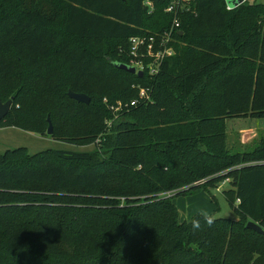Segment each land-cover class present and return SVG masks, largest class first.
Listing matches in <instances>:
<instances>
[{
  "label": "trees",
  "instance_id": "1",
  "mask_svg": "<svg viewBox=\"0 0 264 264\" xmlns=\"http://www.w3.org/2000/svg\"><path fill=\"white\" fill-rule=\"evenodd\" d=\"M145 1L0 0V126L45 136L49 120L53 140L94 146L0 154V264H264L246 228L264 231V136L232 152L226 133L264 118V4L195 0L174 54L139 77L116 66L129 39L172 22L169 0ZM225 181L235 220L179 221L176 196Z\"/></svg>",
  "mask_w": 264,
  "mask_h": 264
},
{
  "label": "rangeland",
  "instance_id": "2",
  "mask_svg": "<svg viewBox=\"0 0 264 264\" xmlns=\"http://www.w3.org/2000/svg\"><path fill=\"white\" fill-rule=\"evenodd\" d=\"M229 2V0H227ZM256 3L264 4V0H256ZM238 3L230 4L235 7ZM113 120L119 117L118 110L110 108ZM112 120V121H113ZM111 125L110 122H108ZM0 126V154L7 150L26 148L29 154H36L46 150H65L72 152H89L94 146H78L64 142H58L48 135L40 136L24 132L17 128H3ZM254 131L253 133H249ZM227 145L232 152H248L255 146V142L264 136V118H232L226 120ZM229 187L227 182L207 190L191 191L185 195L176 196L174 203L178 219L181 222H189L196 215L208 216L213 219L235 220L236 215L224 198L222 192ZM174 193L167 196H173Z\"/></svg>",
  "mask_w": 264,
  "mask_h": 264
},
{
  "label": "built area",
  "instance_id": "3",
  "mask_svg": "<svg viewBox=\"0 0 264 264\" xmlns=\"http://www.w3.org/2000/svg\"><path fill=\"white\" fill-rule=\"evenodd\" d=\"M255 0H236L238 3L235 7H231L227 2L226 10L230 11L245 3H253ZM195 0H169L165 13L171 15L172 22L167 31L162 35L157 36H135L129 39V67H134L136 71H146L148 75L154 76L158 73L159 67L164 59L171 57L174 54L172 47L173 33L179 29V17L183 14L193 13L192 5ZM144 6L148 9V13L152 12V3L145 1ZM264 29V17L261 20ZM139 98L142 100H149L145 94L144 89L138 92ZM135 101L130 103V106L135 105ZM127 106V105H125ZM122 104L117 103L116 106L111 107L112 110L122 109ZM228 182V181H225ZM238 203V200L236 201Z\"/></svg>",
  "mask_w": 264,
  "mask_h": 264
},
{
  "label": "water",
  "instance_id": "4",
  "mask_svg": "<svg viewBox=\"0 0 264 264\" xmlns=\"http://www.w3.org/2000/svg\"><path fill=\"white\" fill-rule=\"evenodd\" d=\"M229 4H232V3H236V0H229L228 2ZM179 35L181 34L180 32L178 33ZM116 66L121 69V70H124L130 74H135L139 77H141L143 75V72L142 71H136L134 67H129L128 65H125V64H116ZM68 97L70 99H73L75 100L76 102H80V103H84V104H88L89 103V97H87L86 95L84 94H79V93H74L72 91H68ZM11 105H12V100H8L6 101L5 103H2L0 101V122L7 116V114L9 113L10 109H11ZM46 134L48 136H52L53 134V129H52V124L51 122L48 120V127H47V131H46ZM246 228L249 229V230H252L256 233H259V234H264V231L263 229L257 225L256 223L252 222V221H249L247 222L246 224Z\"/></svg>",
  "mask_w": 264,
  "mask_h": 264
},
{
  "label": "crops",
  "instance_id": "5",
  "mask_svg": "<svg viewBox=\"0 0 264 264\" xmlns=\"http://www.w3.org/2000/svg\"><path fill=\"white\" fill-rule=\"evenodd\" d=\"M254 131H251V132H249V133H253Z\"/></svg>",
  "mask_w": 264,
  "mask_h": 264
}]
</instances>
